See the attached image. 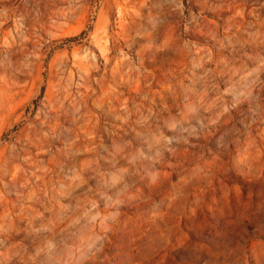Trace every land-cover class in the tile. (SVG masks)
Listing matches in <instances>:
<instances>
[{
    "label": "rangeland",
    "instance_id": "obj_1",
    "mask_svg": "<svg viewBox=\"0 0 264 264\" xmlns=\"http://www.w3.org/2000/svg\"><path fill=\"white\" fill-rule=\"evenodd\" d=\"M0 264H264V0H0Z\"/></svg>",
    "mask_w": 264,
    "mask_h": 264
}]
</instances>
